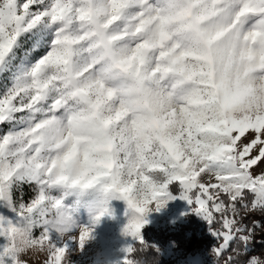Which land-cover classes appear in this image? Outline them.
<instances>
[{"label":"snow or ice","instance_id":"1","mask_svg":"<svg viewBox=\"0 0 264 264\" xmlns=\"http://www.w3.org/2000/svg\"><path fill=\"white\" fill-rule=\"evenodd\" d=\"M41 25L47 51L0 95V128L27 122L0 133V264L37 249L72 264L91 194L126 202L120 264H144L145 217L170 187L209 222L215 264H264L248 255L264 223L244 222L264 217V0H0V73ZM85 142L104 155L77 166Z\"/></svg>","mask_w":264,"mask_h":264},{"label":"rangeland","instance_id":"2","mask_svg":"<svg viewBox=\"0 0 264 264\" xmlns=\"http://www.w3.org/2000/svg\"><path fill=\"white\" fill-rule=\"evenodd\" d=\"M27 122L23 121L15 127L16 130L23 129ZM2 128H0V133ZM22 194L27 200L33 193L34 182L22 184ZM176 194L170 192L173 198L167 199L166 204L159 211H150L145 219L146 225L155 229H164L166 231H176L180 224L185 223V214L192 211L200 220L209 223L201 214L194 212L192 206L187 200L182 199L183 189L178 187ZM103 209L104 214L99 215ZM8 215H11L7 209H3ZM99 215V219L96 217ZM133 213L128 209L126 202L117 196H110L106 202L96 194H93V200L86 207L82 218H75L78 230L79 227H89L92 230V239L86 245L83 254L73 252L71 256L72 264H120L124 256L126 246L132 244L135 240L125 233V228L132 219ZM39 235V229L36 231ZM70 246L74 249L75 242L69 241ZM173 242L165 245L163 249L164 258H174L177 256L176 264H214V259L207 254L196 256H179L174 250ZM214 249V248H213ZM27 264H44L46 254L40 250H32L24 257Z\"/></svg>","mask_w":264,"mask_h":264},{"label":"trees","instance_id":"3","mask_svg":"<svg viewBox=\"0 0 264 264\" xmlns=\"http://www.w3.org/2000/svg\"><path fill=\"white\" fill-rule=\"evenodd\" d=\"M51 38L50 30L42 25L35 30L22 34L18 38L17 47L14 48L15 55L14 58H10L8 70L0 73V95L13 86L14 74L17 72L18 66L34 63L47 51ZM38 40H40L39 45L37 44ZM24 116H26L25 113L19 114V117ZM22 122L13 121L11 125L4 126L1 133L7 131L10 127L18 126ZM178 190V187H170L169 189L173 194H176ZM86 199L87 203L77 209L74 215L75 218H82L86 207L93 200V194ZM184 218L185 223L180 224L176 231L155 229L149 225L144 226L141 230V235L148 247L138 254V259L142 260L144 264H176L177 256L169 259L164 258L163 255L165 245L171 242L175 244L174 250L179 256L207 254L214 259L212 251L218 242L212 233L209 223L198 219L192 211L187 212ZM252 221L264 223V217L259 213L253 215L245 214L244 222L250 224ZM261 240H264V231L257 229L256 242L248 253L249 256L256 255L264 259V245H261ZM135 242H132V244Z\"/></svg>","mask_w":264,"mask_h":264},{"label":"clouds","instance_id":"4","mask_svg":"<svg viewBox=\"0 0 264 264\" xmlns=\"http://www.w3.org/2000/svg\"><path fill=\"white\" fill-rule=\"evenodd\" d=\"M121 46L123 47L124 50H126L127 47L130 46V42L129 41L121 42ZM118 83H122V82H118ZM51 135H59V131H55L51 133ZM79 147H80V155L76 161L77 166L80 165L90 166L93 158H100L104 155V153L102 152L92 151V148L90 147V142L82 143ZM85 153L89 154V159L87 160L84 159ZM42 155L45 160L49 158V154L47 152L43 153ZM52 155H55V153H52Z\"/></svg>","mask_w":264,"mask_h":264}]
</instances>
